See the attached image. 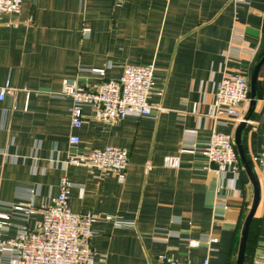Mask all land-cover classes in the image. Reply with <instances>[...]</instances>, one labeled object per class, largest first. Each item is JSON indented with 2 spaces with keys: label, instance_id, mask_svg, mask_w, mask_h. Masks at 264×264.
I'll return each mask as SVG.
<instances>
[{
  "label": "crops",
  "instance_id": "obj_1",
  "mask_svg": "<svg viewBox=\"0 0 264 264\" xmlns=\"http://www.w3.org/2000/svg\"><path fill=\"white\" fill-rule=\"evenodd\" d=\"M151 63L155 89L148 103L162 111L103 123L84 105L82 126L71 127V99L59 95L64 80L93 87L100 82L93 69L117 80L125 66ZM230 74L248 81L241 113L252 123L216 115L217 86ZM263 77L264 0H22L19 14L0 17V86L14 89L0 102V212L11 214L15 203L36 212L12 214L5 238L14 237L17 225L35 229L38 209L51 204L66 177L72 212L98 217L91 227L95 264H159L161 255L237 264L254 201L239 155L237 173H216L206 157L180 153L203 148L215 131L231 137L237 154L238 140L258 184L244 257L246 264L264 257ZM72 135L82 149L126 150V171L102 175L65 165ZM167 156L178 157L177 168L164 166Z\"/></svg>",
  "mask_w": 264,
  "mask_h": 264
},
{
  "label": "built area",
  "instance_id": "obj_2",
  "mask_svg": "<svg viewBox=\"0 0 264 264\" xmlns=\"http://www.w3.org/2000/svg\"><path fill=\"white\" fill-rule=\"evenodd\" d=\"M118 5L125 0H114ZM241 3L243 0H230ZM22 0H0V17L2 14L20 13ZM155 66L151 64L125 66L119 79H104L103 69H93L92 73L100 77V82L93 87H80L74 81L64 80L60 96L71 99V127L78 129L83 124L84 105L92 109L94 120L103 123H116L129 115L142 118L149 116L153 110L162 111L160 107L148 103L154 92ZM264 87V77H263ZM14 89L7 84L0 86V102L11 95ZM249 86L245 77L235 74L225 75L217 86L214 106L218 117H226L239 124L252 123L245 120L241 106L248 101ZM77 136L69 137V151L65 165L82 166L95 169L102 175H120L128 167V153L124 149L105 147L103 149H82ZM180 153L200 154L215 166L216 173L230 169L238 172V154L229 135L213 131L203 148H182ZM260 178L264 189V145L260 155ZM177 156L164 158V166L177 168ZM72 184L66 177L59 183V193L50 205L38 209L41 221L35 229L17 225L14 237L5 238L13 225L12 214L28 217L36 212L31 204L15 203L10 205L11 214L0 212V261L7 264H95V253L91 248L93 237L92 225L98 217L92 213L76 214L69 206V193ZM226 210L227 206L222 205ZM106 219H110L107 217ZM216 243V238L206 239ZM191 247H197L198 241H190ZM159 264H194L174 261L171 257L161 255ZM201 264H209L205 259ZM251 264H264V257H255Z\"/></svg>",
  "mask_w": 264,
  "mask_h": 264
},
{
  "label": "water",
  "instance_id": "obj_3",
  "mask_svg": "<svg viewBox=\"0 0 264 264\" xmlns=\"http://www.w3.org/2000/svg\"><path fill=\"white\" fill-rule=\"evenodd\" d=\"M255 78L256 75H253L252 79H251V83H250V92H251V105H253L254 102V98H255V94H254V87H255ZM245 120H249L248 118H244ZM241 125H245V123L241 124ZM236 145H237V150H238V155H239V159L241 160L244 169L248 175V177L250 178L252 184H253V188H254V201H253V205L249 211L248 217L246 219L243 231H242V235H241V240H240V246H239V251H238V258H237V264H243L244 262V252H245V245H246V240H247V236H248V230L252 221V218L254 216L258 201H259V190H258V184L256 182V180L254 179V177L252 176L251 170H250V165L246 162L244 155L242 153V150L239 146V142L238 140L236 141Z\"/></svg>",
  "mask_w": 264,
  "mask_h": 264
},
{
  "label": "trees",
  "instance_id": "obj_4",
  "mask_svg": "<svg viewBox=\"0 0 264 264\" xmlns=\"http://www.w3.org/2000/svg\"><path fill=\"white\" fill-rule=\"evenodd\" d=\"M251 262H252V260H251ZM243 264H246V257H244V262H243Z\"/></svg>",
  "mask_w": 264,
  "mask_h": 264
}]
</instances>
